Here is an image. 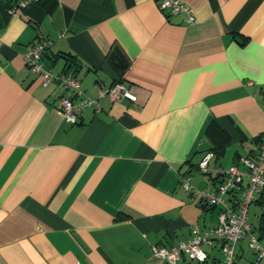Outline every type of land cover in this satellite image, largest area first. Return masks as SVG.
Instances as JSON below:
<instances>
[{"label":"crops","instance_id":"obj_1","mask_svg":"<svg viewBox=\"0 0 264 264\" xmlns=\"http://www.w3.org/2000/svg\"><path fill=\"white\" fill-rule=\"evenodd\" d=\"M15 1L0 0V264H169L152 244L217 223L183 178L210 190L213 168L253 155L264 131V0H181L192 22L156 0ZM41 38L43 66L71 69L81 95L120 80L134 99L104 94L65 122L72 90L24 62ZM250 203L264 247V203ZM201 247L202 262L176 264L220 259L218 241ZM253 257L235 241L233 264Z\"/></svg>","mask_w":264,"mask_h":264},{"label":"built area","instance_id":"obj_2","mask_svg":"<svg viewBox=\"0 0 264 264\" xmlns=\"http://www.w3.org/2000/svg\"><path fill=\"white\" fill-rule=\"evenodd\" d=\"M28 1L16 0L9 11L15 7L24 6ZM156 4L160 10H166L169 13L181 12L185 22L193 21L190 8L181 0H156ZM48 43L47 38H41L32 43L23 52L24 62L31 71L39 75L42 85L57 81L63 87L70 88L73 96H79L76 99L72 95L60 96L57 108L65 122L74 123L79 109L95 104L104 94L109 98L124 96L134 99V95L120 80H114L107 88L97 87L94 97L81 95L78 81L71 69L67 68L64 71L53 73L43 66L42 53ZM256 147V152L251 156L239 155L234 162L225 167H214L217 179L210 190H198L188 182L187 178H183L182 186L186 191L197 194L205 204L218 207L217 223L202 231L191 230L185 241L169 247L152 244L150 246L152 258L176 264L178 257L183 254L189 259L202 262L206 257V252L201 245L218 241L221 256L214 264H233V245L236 240L245 237L254 255L252 264H264V247L246 221L248 204L252 200L259 199L264 192V131L260 132ZM206 160L207 155L197 163L198 170L202 173L209 172Z\"/></svg>","mask_w":264,"mask_h":264},{"label":"trees","instance_id":"obj_3","mask_svg":"<svg viewBox=\"0 0 264 264\" xmlns=\"http://www.w3.org/2000/svg\"><path fill=\"white\" fill-rule=\"evenodd\" d=\"M119 67H120V69H122V66H119ZM218 153H219V151H218ZM259 201H261L262 203H264V192L261 195V197L259 198ZM256 228L259 231V233H264V209L259 214L258 225H257Z\"/></svg>","mask_w":264,"mask_h":264},{"label":"rangeland","instance_id":"obj_4","mask_svg":"<svg viewBox=\"0 0 264 264\" xmlns=\"http://www.w3.org/2000/svg\"><path fill=\"white\" fill-rule=\"evenodd\" d=\"M248 206H249V207L247 208V215L249 214V211H250V206H253V204H252V203H250Z\"/></svg>","mask_w":264,"mask_h":264}]
</instances>
